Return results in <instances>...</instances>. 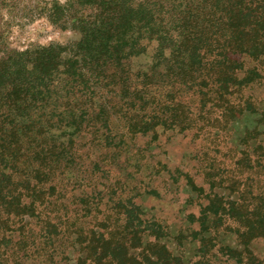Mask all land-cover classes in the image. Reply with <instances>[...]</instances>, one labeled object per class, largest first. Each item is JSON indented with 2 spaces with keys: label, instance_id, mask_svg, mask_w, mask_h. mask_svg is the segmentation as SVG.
Instances as JSON below:
<instances>
[{
  "label": "trees",
  "instance_id": "16d2710c",
  "mask_svg": "<svg viewBox=\"0 0 264 264\" xmlns=\"http://www.w3.org/2000/svg\"><path fill=\"white\" fill-rule=\"evenodd\" d=\"M56 4L52 22L66 18L80 31L79 40L0 55V264L11 260L5 257L8 232L17 224L21 238L15 253L28 247L23 216L38 214L40 230L49 233L44 249L62 233L51 218L50 197L73 153L68 139H49L50 127L76 132L100 119L109 139L111 123L121 120L134 136L197 128L211 139L212 131H225L247 113L259 112L257 101L243 96L246 88L264 82V0ZM151 45L153 66L134 71L132 60ZM109 91L119 101L113 95L109 106L98 104L96 98ZM94 105L98 109L91 110ZM214 113L220 115L213 118ZM258 130L246 131L244 150L224 152L216 134L213 148L227 157L203 166L211 192L189 179L194 192L208 200L192 237L208 259L222 249L235 264H264L254 247L264 239V142H258ZM48 202L49 209H42ZM103 222L101 231L82 226L75 231L79 254L67 264L189 263L169 248L163 223L145 218L138 204L119 207ZM224 224L236 235V246H221ZM16 255L11 261L22 264Z\"/></svg>",
  "mask_w": 264,
  "mask_h": 264
},
{
  "label": "rangeland",
  "instance_id": "374dc122",
  "mask_svg": "<svg viewBox=\"0 0 264 264\" xmlns=\"http://www.w3.org/2000/svg\"><path fill=\"white\" fill-rule=\"evenodd\" d=\"M66 1L0 0V55L15 50L37 49L54 42L79 40L80 31L66 18H60L57 22L51 20L55 4ZM81 7L78 6V9ZM154 47L151 45L147 53L132 60L134 71L151 69ZM244 94L243 97L250 95L252 100L257 101L259 112L247 113L225 131H212L211 139H207L204 132H197V128L183 132L161 130L158 137L153 132L134 136L121 120L111 123L109 139L106 138L107 128L100 119H90L86 127L76 132H72L73 127H50L46 130L49 139H68L72 145L70 152L73 153L61 170L57 193L50 197L53 206L48 202L42 207L46 210L49 206L55 208L51 218L62 233L51 243V249H44L49 247L46 244L49 233L40 230L38 214L25 215L22 224H25L29 236L28 247L15 253L16 243L21 238L18 233L21 224H17L8 232L11 241L5 257L15 261L17 254L22 264L72 263L79 254L80 247L75 245V231H79L80 226L101 231L105 217L114 214L119 207H132L135 203L142 207L145 218L163 223L170 233L164 240L172 251L183 254L188 264H235L223 254L222 249H216L218 254L209 258L210 261L202 252H198L200 242L192 237L200 228V211L208 200L194 192L189 179L193 178L207 192L212 191L202 169L208 163L210 166L218 164L227 157L213 148L212 140L217 135L219 149L223 152L231 148L244 150L246 131L256 127L259 128L258 142H264V82L246 88ZM113 95V99L118 100V94L103 92L101 99L96 98L97 103L106 102L108 105L109 97ZM94 107L98 109V105H94L91 110ZM97 109L91 114H95ZM218 115L214 113L213 118ZM215 191L226 193L221 188ZM68 229L72 235H69ZM220 229L218 240L221 246H236V235L232 228L224 224ZM153 239L149 237V240ZM254 247L264 258V239L256 240ZM11 260L7 262L2 259V262L13 264Z\"/></svg>",
  "mask_w": 264,
  "mask_h": 264
}]
</instances>
